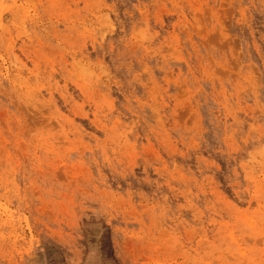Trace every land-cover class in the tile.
<instances>
[{
  "label": "rangeland",
  "instance_id": "obj_1",
  "mask_svg": "<svg viewBox=\"0 0 264 264\" xmlns=\"http://www.w3.org/2000/svg\"><path fill=\"white\" fill-rule=\"evenodd\" d=\"M0 264H264V0H0Z\"/></svg>",
  "mask_w": 264,
  "mask_h": 264
}]
</instances>
